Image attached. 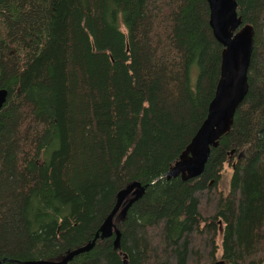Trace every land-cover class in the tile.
I'll return each instance as SVG.
<instances>
[{"label": "trees", "instance_id": "trees-1", "mask_svg": "<svg viewBox=\"0 0 264 264\" xmlns=\"http://www.w3.org/2000/svg\"><path fill=\"white\" fill-rule=\"evenodd\" d=\"M235 2L247 91L182 180L163 174L218 77L205 0H0V264L89 242L132 182L111 234L66 264H264V0Z\"/></svg>", "mask_w": 264, "mask_h": 264}, {"label": "water", "instance_id": "water-1", "mask_svg": "<svg viewBox=\"0 0 264 264\" xmlns=\"http://www.w3.org/2000/svg\"><path fill=\"white\" fill-rule=\"evenodd\" d=\"M205 2L208 26L212 36L221 46L218 77L203 120L184 149L163 174L166 179L179 176L180 179L185 180L200 175L210 148L215 147L220 136L229 130L235 109L247 91L246 72L253 45V28L248 23L242 24L236 12L235 0H205ZM6 95V89L0 87V107ZM144 187L145 185H140L138 182H132L122 188L116 195L115 204L103 219L92 240L71 249L61 259L19 262L21 264H66L74 255L91 248L97 236L108 237L112 232V216L124 197L134 189L133 198H136ZM129 204L130 201L122 208L123 213ZM122 264H128L125 256L122 258Z\"/></svg>", "mask_w": 264, "mask_h": 264}, {"label": "rangeland", "instance_id": "rangeland-1", "mask_svg": "<svg viewBox=\"0 0 264 264\" xmlns=\"http://www.w3.org/2000/svg\"><path fill=\"white\" fill-rule=\"evenodd\" d=\"M194 79H195V73H194V75L192 74V76H191V81L193 82L194 81ZM234 157H232L231 159H230V161H228V163H226L225 165H224V174H223V178H224V180H223V186H225V183H226V179H227V176H228V173H230V169H229V163H232L233 161H234ZM228 164V165H227Z\"/></svg>", "mask_w": 264, "mask_h": 264}]
</instances>
